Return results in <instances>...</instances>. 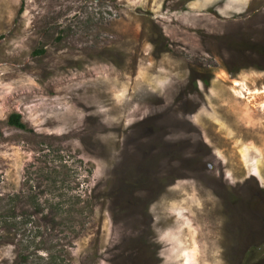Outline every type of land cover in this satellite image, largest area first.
<instances>
[{
	"label": "rangeland",
	"instance_id": "1",
	"mask_svg": "<svg viewBox=\"0 0 264 264\" xmlns=\"http://www.w3.org/2000/svg\"><path fill=\"white\" fill-rule=\"evenodd\" d=\"M263 91L264 0H0V264H264Z\"/></svg>",
	"mask_w": 264,
	"mask_h": 264
},
{
	"label": "trees",
	"instance_id": "2",
	"mask_svg": "<svg viewBox=\"0 0 264 264\" xmlns=\"http://www.w3.org/2000/svg\"><path fill=\"white\" fill-rule=\"evenodd\" d=\"M9 124L13 125L17 128L20 129H25L26 128V124L24 122H22V117L21 114L19 113H13L10 118H9Z\"/></svg>",
	"mask_w": 264,
	"mask_h": 264
},
{
	"label": "bare ground",
	"instance_id": "3",
	"mask_svg": "<svg viewBox=\"0 0 264 264\" xmlns=\"http://www.w3.org/2000/svg\"><path fill=\"white\" fill-rule=\"evenodd\" d=\"M264 92V91H263Z\"/></svg>",
	"mask_w": 264,
	"mask_h": 264
}]
</instances>
